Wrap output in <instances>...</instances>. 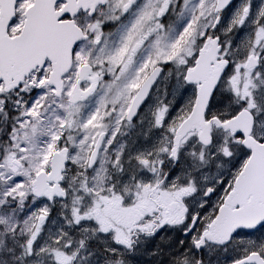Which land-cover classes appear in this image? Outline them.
<instances>
[{
  "label": "snow or ice",
  "instance_id": "obj_1",
  "mask_svg": "<svg viewBox=\"0 0 264 264\" xmlns=\"http://www.w3.org/2000/svg\"><path fill=\"white\" fill-rule=\"evenodd\" d=\"M0 264H264V0H0Z\"/></svg>",
  "mask_w": 264,
  "mask_h": 264
}]
</instances>
